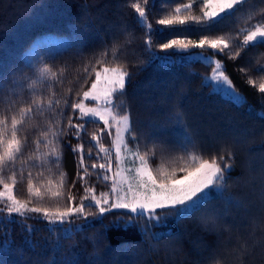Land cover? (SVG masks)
Wrapping results in <instances>:
<instances>
[{"label":"trees","instance_id":"16d2710c","mask_svg":"<svg viewBox=\"0 0 264 264\" xmlns=\"http://www.w3.org/2000/svg\"><path fill=\"white\" fill-rule=\"evenodd\" d=\"M137 2L144 7L143 0H0V77L8 76L24 85L38 80L32 91L45 98L61 100L56 112L63 109L75 117L76 113L63 101L79 102L83 92L89 91L95 80V72L91 69L95 67L100 71L105 66H123L131 77L123 99L140 140V154L154 152L148 165L157 181L163 178L158 169L168 176L175 174L176 178L186 174L181 168L192 170L187 153L180 147L186 131L192 138L189 152L206 159L223 155L231 164V171L225 173L223 196L217 193L209 197L207 203L183 219H177L167 209H158L157 212H168L152 229L160 237L158 241L151 233L142 236L139 227H126L124 221L128 216L118 218L112 213H105L102 224L89 215L91 227L85 225L82 217L71 218L73 223L79 224L73 226L71 239H60L62 232H50L47 220L36 215L24 221L37 229L27 239L19 224H7V227L0 224V241H4L6 231L11 232V238L0 243V264H62L64 257L73 254L79 264H214L217 260L219 264H264V94L247 83L250 77L257 85L264 79V74L255 71L256 67L264 65V44L240 51L235 60L227 55L218 56L234 86L246 94L247 100L242 103L213 90L204 79L212 73V68L202 60L169 55L171 49L161 48L163 43L176 38L198 41L204 35L217 36L225 32L235 36L240 29L264 20L260 11L264 9V0H249L242 12L237 13L238 22L226 20L210 33L201 32L195 25L186 30L185 26H175L177 30L165 31L157 20L179 3L190 0H154V4L149 0L148 22L154 30L160 28L152 35L150 45L145 43L146 30L137 25V14L131 7ZM250 11L255 12L253 18L244 19ZM188 14L201 13L194 7ZM47 33L67 35L70 43L45 57L43 65L49 73L40 80L39 72L25 59L24 53L38 36ZM238 39L242 41L243 35ZM233 50L239 49L233 45ZM241 67L250 71L243 74ZM9 87H5V94ZM21 98L30 99L27 88L22 91ZM50 118L49 112L44 115L34 112L32 119L26 122L22 134L27 136V143L16 168L23 167L25 174L32 172V192L30 195L28 181L24 179L15 185L13 194L30 207L52 212L78 207L85 195V186L93 187L96 196L108 193L110 203L114 201L115 127L109 136L107 132L100 133L102 123L87 125L88 134L83 137L85 156L89 148L87 142L96 134L103 147L110 150L107 162L111 169L108 181L97 179V173L101 172L99 165L106 163L104 154L100 153V159H85L91 175L80 181L76 176L79 156L69 146L77 141L71 136L63 137L60 145L62 167L53 168L51 174L44 167H34L39 163L37 160L28 159L29 155L39 156L48 151L41 144L36 152L34 140ZM61 123L66 125V120ZM92 151L95 157L98 149ZM92 164H96L94 171L90 167ZM60 171L66 174L64 183H61ZM40 172L42 176L38 175ZM37 193L42 198H37ZM68 196L75 199L69 201ZM228 198L238 201L240 206L229 205ZM85 211L90 213L97 209ZM125 211L113 209V212ZM118 219L120 226L114 227L113 222ZM133 223L143 225L144 221L137 218ZM58 239L61 247L56 252L51 245ZM244 243L248 252L242 255L239 250Z\"/></svg>","mask_w":264,"mask_h":264},{"label":"snow or ice","instance_id":"6c2138e0","mask_svg":"<svg viewBox=\"0 0 264 264\" xmlns=\"http://www.w3.org/2000/svg\"><path fill=\"white\" fill-rule=\"evenodd\" d=\"M248 3L249 0H190L189 3H179L171 12L158 19L157 24L164 26L165 31L177 30L175 26H185L184 30H186L187 27L195 25L201 32L210 33L216 25L226 20L235 19L238 22L240 17H237V13L242 12ZM143 4L144 7L141 6L140 2H137L132 4L131 7L137 14V25L146 30L145 34L148 39L145 43L150 45L152 43V35L155 32H159L160 28L157 27L154 30L152 24L148 22L147 5L149 0H143ZM194 7L200 9V15L188 14L193 11ZM260 11L264 15V9ZM254 15L255 12L250 11L244 19L251 20ZM240 35H243L242 41L238 39ZM128 43H131V41L129 40ZM260 44H264V20L240 29L235 36L225 32L217 36L204 35L198 41L188 40L187 42H185V39L176 38L163 43L161 48L188 51L189 45H191L194 48L210 49L211 51L208 53L204 51L198 53L205 65L212 68V75L205 77V81L209 84L215 82V87L227 91L236 100H239L240 94L235 91L222 61L219 59L213 60V57L227 55L229 59L235 60L240 56V51ZM233 45L239 50H233ZM213 64H215V67H212ZM85 71L88 72L89 69L85 67ZM91 71L95 72V80L92 82L89 91L83 92V97L80 101L71 104L67 99L63 101L65 106L71 107L73 113H76L75 117L66 114L63 109L58 113L56 112L61 100L45 98L32 91L39 82L38 80H32L31 83L24 85L11 77H0V105H3L0 108V186L3 188V191H0V214L6 213V215H0V224H5V227H7V224H19L26 234L25 239H27L28 235L34 234L37 229L25 224L24 221L31 219L30 213H36L42 219L47 220V227L50 232L59 230L62 232L60 239H71L72 229L64 228L65 224L73 223L71 218L75 216L82 217L85 225L91 227L93 225L88 220L89 215L96 222L102 224L105 213H112L118 218L128 216V220L124 221L126 227L128 225L139 227L142 236H148L151 233L152 238L158 241L160 237L152 232V229L162 222L168 212H157V210L167 209L177 219H183L186 214L198 210L203 204L207 203L214 189L220 190L219 195L223 196V188L226 184L225 173L231 171V164L225 160L223 155L219 157L213 155L210 159H206L202 155L189 152L188 145L192 143V138L184 131L180 147L187 153L188 159L192 164V170L181 168L180 171L186 172V174L176 178L175 174L168 176L162 169H158L160 176L163 177L158 182L157 177L153 175L151 167L148 165V160L154 156V152L151 155L147 151L143 155L140 154V140L136 136L130 113L127 109V102L123 99L127 95L126 84L130 83V73L123 66L111 68L105 66L100 71L93 67ZM249 71L248 68H240V72L243 74H247ZM255 71L264 74V65H259ZM48 72V68L42 69L40 80L45 79ZM109 73H111V79L107 80L106 83L110 87L104 92L102 103L97 107H90L85 110V100L95 102L100 99L99 96L93 93L97 89L101 75ZM52 75L55 78V74ZM247 83L257 87L258 91L264 94V79L257 85L256 81L250 77ZM9 85V90L5 94L4 89ZM25 88L30 91V99L28 100H22L21 98L22 91ZM17 105H19L18 108L16 107ZM34 112L40 115H44L45 112L51 114V118L46 120V127L39 133V137L34 140L36 152H39L41 144L48 148V151L41 153L39 156H28L29 160L35 159L39 162L33 165L34 167H44L50 174L53 168H61L62 152L60 145L63 137L71 136L77 141L75 145H69L73 153L79 156L77 178L80 181H84L86 176L91 175L89 166L85 164V159H100V153H103L106 163L99 165L101 172L97 173V179L108 181L111 164L107 162V157L111 153L109 149L103 147L98 135H92L91 140L87 142L89 144L87 155L85 156L84 153L83 137L88 134L87 125H100L102 123L103 126L99 129L100 133L107 132L109 136L112 134L111 129L115 127L116 141L114 143L117 165L119 166L121 151L130 152L133 160L139 161V167L135 168V175L132 179L135 180L138 176H146V181H138L136 185L137 189L142 188L144 191L133 193V185L129 183L126 191L116 192L114 185L112 192L115 193L116 199L110 203L108 193H101V198H97L94 188L85 186V195L80 199L78 207L75 209L68 207L55 213L40 207H28L27 202H21L13 194L15 185L27 179L28 191L31 195L34 177L31 171L25 174L23 167L17 169L16 164L23 156V150L27 143V136L22 133L25 131L26 122L32 119ZM104 113L108 114L107 119H105ZM61 120H66V125L62 124ZM125 134L127 135L125 136ZM129 144L133 145V147L129 148ZM94 148L98 149L95 157L92 151ZM229 156H231V153H229ZM221 164H223V167ZM90 167L94 171L96 164H92ZM38 175L42 176L43 172L38 173ZM59 176L61 177V183H64L66 174L60 171ZM74 185L75 181H73ZM129 193H133L131 199L128 198ZM55 195L59 197L60 193ZM37 198L42 197L37 193ZM74 199L75 197L68 196L69 201ZM86 201L87 203H85ZM227 202L232 206H240L238 201H233L231 198H228ZM92 208L97 209V211L86 213V209ZM113 209H124L126 211L113 212ZM137 218L144 221L143 225L133 223ZM113 226L119 227L120 220L114 221ZM10 238L11 232L6 231L4 241ZM60 239L51 245L52 250L59 251L61 247ZM4 241H0V243ZM11 246H15L14 239L11 240ZM239 251L242 255L247 254V244H242ZM62 264H79V260L73 254L69 257H64ZM214 264H219V261H215Z\"/></svg>","mask_w":264,"mask_h":264},{"label":"rangeland","instance_id":"374dc122","mask_svg":"<svg viewBox=\"0 0 264 264\" xmlns=\"http://www.w3.org/2000/svg\"><path fill=\"white\" fill-rule=\"evenodd\" d=\"M51 40H53V41H51ZM188 40H191V39L190 38L185 39V42H187ZM69 43H70V38L67 35H58V34H54V33L43 34L41 36H38L34 40V42L32 43V46L25 52L26 54L24 53V57H26V60L31 65H33L35 67V69L39 72L38 76L40 78L41 70L45 68V65H43L45 57L51 52L61 50L65 47H67L69 45ZM201 51L208 53L211 50L207 49V48H205V49L194 48L191 45H189L188 51H175L174 49H171L172 53H169V55H173V54H177L178 56L184 55L191 60H195V59L202 60V58L198 55V53H200ZM216 59L220 60V58L218 56L213 57V60H216ZM163 61H165V60H163ZM214 67H215V64H214ZM211 75H212V73L206 77H210ZM109 79H111V73L101 75V79H100V82L97 86V89L93 93L94 95L99 96L100 99H98L94 103H88L87 101H89V100H86L84 102L85 110H87L90 107H97L102 103L104 92L110 87V85L108 83H106V81ZM232 84H233V82H232ZM211 85H212V88L214 91L220 92L224 97H226L228 99H232L233 101H235L237 103H242V102L247 100L246 94L241 92L240 90H238L234 86V84H233V86L235 88V91L240 94L239 100H236L227 91L215 87V82H212ZM89 102H91V101H89ZM104 116H105V119L108 118L107 113H104ZM126 135L127 134H125V136ZM115 141H116V139H115ZM114 147H115V143H114ZM129 148H132V147L129 145ZM115 150H116V148H115ZM136 167H139V161L138 160L134 161L130 152L121 151L120 152L119 166L117 165V172H116V176H115L116 192L126 191L129 183H131L133 185V193H135L136 191H140V192L144 191V189H142V188L137 189L136 185H137L138 181H146L147 177L146 176H138L135 180L132 179V177L135 175V168ZM129 169H131V171H129ZM224 188H225V186H224ZM224 188H223V190H224ZM0 191H3V188H0ZM219 191L220 190L214 189L212 194L209 197L216 195L217 193H219ZM133 193H129V196H128L129 199H131V196ZM96 197L101 198L100 196H96ZM28 207H30V206L28 205ZM49 212L55 213L52 211H49ZM29 215H36V216L40 217L39 214H36V213H30ZM74 225L79 226V224H77V223H72V224H69L67 228L73 229Z\"/></svg>","mask_w":264,"mask_h":264},{"label":"bare ground","instance_id":"6f19581e","mask_svg":"<svg viewBox=\"0 0 264 264\" xmlns=\"http://www.w3.org/2000/svg\"><path fill=\"white\" fill-rule=\"evenodd\" d=\"M49 36H50V35H49ZM47 37H48V36H47ZM47 37H46V38H47ZM44 38H45V37H44ZM51 38H52V37H51ZM65 38H66V37H65ZM67 39H68V38H67ZM42 40H43V39H42ZM42 40H41V41H42ZM53 40H54V39H53ZM53 40H51V41H53ZM54 41H55V40H54ZM49 42H50V41H49ZM46 43H47V42H46ZM49 44H50V43H49ZM52 44H53V43H52ZM54 44H55V43H54ZM25 54H26V53H25ZM25 59H26V57H25Z\"/></svg>","mask_w":264,"mask_h":264}]
</instances>
